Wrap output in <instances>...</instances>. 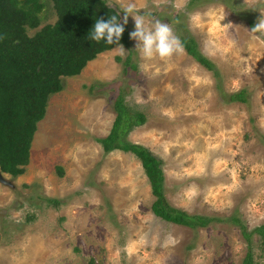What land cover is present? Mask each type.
<instances>
[{
    "label": "rangeland",
    "instance_id": "obj_1",
    "mask_svg": "<svg viewBox=\"0 0 264 264\" xmlns=\"http://www.w3.org/2000/svg\"><path fill=\"white\" fill-rule=\"evenodd\" d=\"M106 3L121 21L134 3L146 22L192 36L217 71L184 48L166 61L142 60L129 16L125 54L115 45L64 76L37 122L24 172H3L12 185L0 182V264H240L249 248L264 264L260 234L248 240L241 228L264 223V35L250 32L264 0ZM242 88L244 100L230 97ZM119 93L145 114L126 137L161 158L168 202L212 216L206 225L154 214L141 161L103 152L96 137L109 131Z\"/></svg>",
    "mask_w": 264,
    "mask_h": 264
},
{
    "label": "trees",
    "instance_id": "obj_2",
    "mask_svg": "<svg viewBox=\"0 0 264 264\" xmlns=\"http://www.w3.org/2000/svg\"><path fill=\"white\" fill-rule=\"evenodd\" d=\"M48 10L52 15L44 17ZM118 10L106 0H0V170L11 176L21 174L29 162L30 146L43 118L51 93L62 89V78L78 74L86 63L114 47L89 40L88 34L97 19L107 21ZM46 19H44V18ZM120 44H129L128 24L124 25ZM183 48L194 59L216 73L217 69L190 36H180ZM119 59V56H117ZM130 63L129 55L124 59ZM244 100V89L230 94ZM115 116L109 131L96 137L103 152L120 149L133 153L142 164L155 199L154 214L189 227L204 226L213 217L190 213L171 205L165 196L161 158L145 145L127 139L133 126L145 121V114L132 110L119 93L114 102ZM62 173V168L58 166ZM52 199V198H50ZM234 222L241 223L233 217ZM242 233L249 240L252 232L260 234L264 255V223ZM240 264H256L249 248Z\"/></svg>",
    "mask_w": 264,
    "mask_h": 264
},
{
    "label": "clouds",
    "instance_id": "obj_3",
    "mask_svg": "<svg viewBox=\"0 0 264 264\" xmlns=\"http://www.w3.org/2000/svg\"><path fill=\"white\" fill-rule=\"evenodd\" d=\"M136 5L128 3L123 8V24L119 22L117 16L112 15L105 21L97 19L92 30L89 32V40L100 43L105 42L108 45L116 44L113 50L120 55L125 54L123 45L120 44L121 36L124 32V25L128 23V17L132 16L135 22L134 30L130 33V38L137 42L136 50L139 52L142 60H152L159 58L160 60H168L173 55L184 51L183 45L178 36L175 35L172 27L165 22L156 20L154 22H146L143 15H134ZM231 24L225 25L229 27ZM250 32L255 35L257 33L264 35V12L257 20Z\"/></svg>",
    "mask_w": 264,
    "mask_h": 264
},
{
    "label": "water",
    "instance_id": "obj_4",
    "mask_svg": "<svg viewBox=\"0 0 264 264\" xmlns=\"http://www.w3.org/2000/svg\"><path fill=\"white\" fill-rule=\"evenodd\" d=\"M0 182L5 183V184H10L12 185L11 181L7 179L4 175L3 172L0 170Z\"/></svg>",
    "mask_w": 264,
    "mask_h": 264
}]
</instances>
